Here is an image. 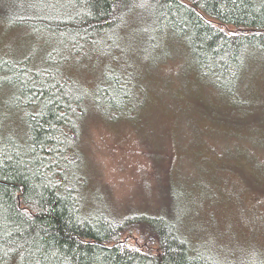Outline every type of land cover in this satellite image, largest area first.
Returning <instances> with one entry per match:
<instances>
[{
  "label": "trees",
  "instance_id": "trees-1",
  "mask_svg": "<svg viewBox=\"0 0 264 264\" xmlns=\"http://www.w3.org/2000/svg\"><path fill=\"white\" fill-rule=\"evenodd\" d=\"M0 17L44 30L75 57L92 48L106 56L135 21L147 48L167 35L183 38L200 73L233 99L249 62L264 56V0H0ZM56 48L41 65L33 53L0 52V92L9 87L25 110L23 133L0 125V264H252L247 252L194 240L178 193L163 206L118 214L103 189H92L83 122L93 110L132 115L144 89L115 58L90 87L66 71Z\"/></svg>",
  "mask_w": 264,
  "mask_h": 264
},
{
  "label": "rangeland",
  "instance_id": "rangeland-1",
  "mask_svg": "<svg viewBox=\"0 0 264 264\" xmlns=\"http://www.w3.org/2000/svg\"><path fill=\"white\" fill-rule=\"evenodd\" d=\"M51 15L47 9L43 16ZM136 28L135 21L126 23L108 43L106 56L92 48L75 57L67 45L58 49L49 42L53 36L44 30L34 34L1 18L0 52L33 53L34 64L41 65L53 46L67 57L66 71L90 87L107 60L124 61L144 96L128 117L109 119L93 110L83 122L92 189H103L118 214L131 206H163L169 194L178 193L194 240L215 241L264 264V56L249 62L233 99L200 73L183 38L167 35L147 48ZM2 90L0 114L10 116L0 125L6 132L23 133L25 110L13 103L17 94L9 87Z\"/></svg>",
  "mask_w": 264,
  "mask_h": 264
}]
</instances>
